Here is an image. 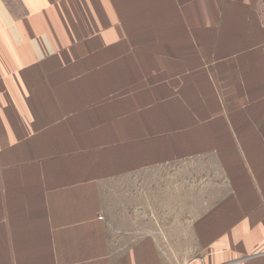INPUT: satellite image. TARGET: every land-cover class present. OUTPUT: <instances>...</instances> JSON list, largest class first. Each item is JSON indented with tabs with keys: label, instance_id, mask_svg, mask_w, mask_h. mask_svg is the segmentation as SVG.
Returning a JSON list of instances; mask_svg holds the SVG:
<instances>
[{
	"label": "crops",
	"instance_id": "1",
	"mask_svg": "<svg viewBox=\"0 0 264 264\" xmlns=\"http://www.w3.org/2000/svg\"><path fill=\"white\" fill-rule=\"evenodd\" d=\"M163 6L0 0V264H172L162 229L132 237L135 185L195 156L222 160L231 126L212 68L188 67L177 36L143 48ZM188 218L208 236L190 264H264L263 195Z\"/></svg>",
	"mask_w": 264,
	"mask_h": 264
},
{
	"label": "rangeland",
	"instance_id": "2",
	"mask_svg": "<svg viewBox=\"0 0 264 264\" xmlns=\"http://www.w3.org/2000/svg\"><path fill=\"white\" fill-rule=\"evenodd\" d=\"M151 1L164 6L152 9L151 24L144 28L152 39L144 41L143 48L154 49V37L159 35L166 40L177 36L176 50L193 55L187 60L188 67L212 68L209 72L214 74L208 77L215 81L218 96L225 103L216 109L230 116L231 137L226 143L230 151L222 160L215 154L195 156L166 171L150 169L141 187L135 185L138 194L134 206L142 213L134 215L133 239L144 233L143 228L145 232L162 229L161 241L168 244L166 255L172 258V264H190L202 250V239L208 236L191 233L193 220L189 216L200 215L236 193L264 196V0ZM163 20L166 24L159 25ZM161 40L165 47L168 43L163 37ZM170 46L168 51L172 50ZM227 52L230 55L222 58ZM239 54L246 57L238 60ZM230 57L229 63H245V81L239 83L233 74L239 73L237 65L226 67ZM215 103L220 104L217 99ZM222 161L229 172H223ZM124 200L121 198L117 208L109 212L113 217L124 210ZM182 216L184 225L180 226Z\"/></svg>",
	"mask_w": 264,
	"mask_h": 264
}]
</instances>
